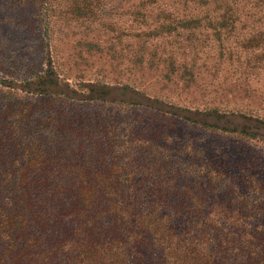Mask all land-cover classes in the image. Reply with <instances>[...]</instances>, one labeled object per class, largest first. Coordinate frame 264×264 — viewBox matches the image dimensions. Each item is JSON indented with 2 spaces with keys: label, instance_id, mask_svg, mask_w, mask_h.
Returning a JSON list of instances; mask_svg holds the SVG:
<instances>
[{
  "label": "trees",
  "instance_id": "obj_1",
  "mask_svg": "<svg viewBox=\"0 0 264 264\" xmlns=\"http://www.w3.org/2000/svg\"><path fill=\"white\" fill-rule=\"evenodd\" d=\"M0 264H264V0H0Z\"/></svg>",
  "mask_w": 264,
  "mask_h": 264
},
{
  "label": "rangeland",
  "instance_id": "obj_2",
  "mask_svg": "<svg viewBox=\"0 0 264 264\" xmlns=\"http://www.w3.org/2000/svg\"><path fill=\"white\" fill-rule=\"evenodd\" d=\"M154 74H155V75H154ZM154 74H150V73H149V74L147 75V78L149 77L148 80H149V81H152V82L155 83V82H156V75H158L159 73L157 72V73H154ZM137 76H138V75H137ZM154 76H155V77H154ZM197 82H199V81H197ZM180 84H181V83H180ZM180 86H181V85H179L178 87H180Z\"/></svg>",
  "mask_w": 264,
  "mask_h": 264
}]
</instances>
